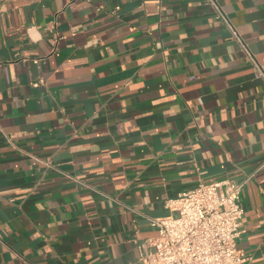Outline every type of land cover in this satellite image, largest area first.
<instances>
[{
	"label": "crops",
	"instance_id": "0c3cea01",
	"mask_svg": "<svg viewBox=\"0 0 264 264\" xmlns=\"http://www.w3.org/2000/svg\"><path fill=\"white\" fill-rule=\"evenodd\" d=\"M264 71V0H218ZM245 184L264 264V77L205 0H0V264H142L149 218Z\"/></svg>",
	"mask_w": 264,
	"mask_h": 264
},
{
	"label": "built area",
	"instance_id": "2783aa9c",
	"mask_svg": "<svg viewBox=\"0 0 264 264\" xmlns=\"http://www.w3.org/2000/svg\"><path fill=\"white\" fill-rule=\"evenodd\" d=\"M238 42L240 49L264 77V71L250 52L218 0H205ZM252 174L241 179L203 181L165 201L168 214L149 218L156 234L145 241L147 253L139 252L142 264H241L243 256L236 239L242 232L244 206L242 190Z\"/></svg>",
	"mask_w": 264,
	"mask_h": 264
}]
</instances>
